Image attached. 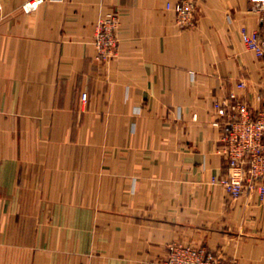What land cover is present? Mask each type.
Here are the masks:
<instances>
[{"label":"crops","instance_id":"0c3cea01","mask_svg":"<svg viewBox=\"0 0 264 264\" xmlns=\"http://www.w3.org/2000/svg\"><path fill=\"white\" fill-rule=\"evenodd\" d=\"M0 0V264H158L172 243L264 264V195L232 199L215 102L264 108L249 0ZM118 50L98 60L103 15ZM83 94L86 98L83 99Z\"/></svg>","mask_w":264,"mask_h":264},{"label":"built area","instance_id":"2783aa9c","mask_svg":"<svg viewBox=\"0 0 264 264\" xmlns=\"http://www.w3.org/2000/svg\"><path fill=\"white\" fill-rule=\"evenodd\" d=\"M41 0H27L22 5L26 11L35 10ZM258 12L262 33L242 30V39L247 48L258 57H264V0H249ZM166 8L173 10L177 24L182 27L194 25L193 0L168 1ZM2 4L0 3V10ZM119 16L115 12L103 15L95 24L92 43L98 60L112 59L117 55ZM86 94H83V99ZM218 117L214 126L222 130L223 154L227 159L226 174L218 180L232 199L245 191L253 190L264 195V108L251 113L247 102L236 99L231 102L217 101L214 104ZM158 264H224L217 255L204 247L172 243L167 255Z\"/></svg>","mask_w":264,"mask_h":264}]
</instances>
